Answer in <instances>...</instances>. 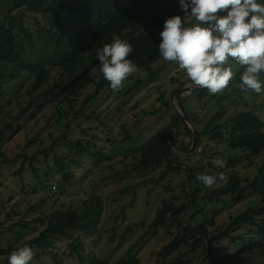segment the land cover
Segmentation results:
<instances>
[{"label":"trees","instance_id":"16d2710c","mask_svg":"<svg viewBox=\"0 0 264 264\" xmlns=\"http://www.w3.org/2000/svg\"><path fill=\"white\" fill-rule=\"evenodd\" d=\"M137 3L138 0H17L11 4L5 17L0 20V81L22 80L23 87L8 104L7 111H11L13 115L8 116V122L0 121V145L6 133L12 132L13 136L21 134L36 122L38 116L53 106L65 103L73 108L76 100L90 86L94 88V93L83 101L80 109L75 111L74 118L91 120L92 116L85 115L84 110L99 95L100 89L106 83L99 71L97 52L105 43L112 42L114 37L128 40L132 44L134 51L129 59L137 64L139 71L152 72V65L163 60L158 46L161 42L159 33L166 18L174 15L183 17L184 13L179 0H173L153 21L142 23L135 9ZM20 9L41 15V19H35L34 28L26 29L23 17L11 12ZM242 71L243 68L236 74L237 87L232 89L233 93H243L238 87ZM182 86L180 84L172 95L178 93ZM4 92L0 90V100ZM188 98L213 100L214 95L200 88L193 89L191 97L186 99H180V95H177L180 113L174 111L169 116L168 123L140 150L134 152L137 157L134 172L144 173L164 164V170L155 179L157 184L162 183L170 174L181 172L189 181L188 186L182 185L187 203L179 206L163 200L149 226L150 230L157 231L168 223L177 232L173 240L160 249L157 257L166 259L174 253L177 255L174 261L164 264H234L244 257L264 256V164L257 166L253 176L243 178L235 172L224 174L225 169L237 163L242 156L240 159L234 158L223 167L214 168L224 174L226 180H218L215 186L205 187L197 180V176L202 173L212 174L200 169L199 174L193 176L196 170L188 166L183 170L172 151L174 147L181 150L178 132L183 130L194 150L202 144L203 139L208 138L214 142L225 143L231 151L239 152L245 160L251 161L264 155L263 123L248 111L239 112L220 122L224 113L218 107L215 115L198 129L200 124L184 107ZM221 102L219 98L217 103ZM163 105L166 110L172 109L169 101ZM97 118L96 115L94 119ZM189 124L193 125L194 132ZM95 141L94 135L91 140H84L67 138V133H64L53 142L52 147L63 146L70 155H55L53 158L54 167L61 177L57 189L71 187L74 180L71 168L77 164L74 156H87L94 164L104 160L103 152H94L97 147ZM2 156L0 152V157ZM27 160L30 169L35 172L33 163L36 158ZM4 161L9 162L6 158ZM24 164H20L16 175L22 176ZM192 181L198 188L191 191ZM247 195L254 196L258 205L231 217L223 228H217L214 220L209 222L215 228L210 231L204 224L194 226L181 219L182 214L188 212L203 215L204 207L208 204L216 206L228 200L239 202ZM38 210L30 223H18L33 234L32 239L25 244L33 249V260L48 256L54 263L62 264L55 253L57 244L62 240H69V247L75 254L72 257L77 256L83 262L79 254L82 243L77 236H92L96 231L101 216L100 200L79 213L71 208L63 209L62 206L51 209L48 213H45L47 211L43 207ZM241 227L255 229L259 239L246 241L237 233ZM223 243H228L232 254L221 255L220 245ZM15 249L10 245L6 248L0 245V257L6 258V264L8 256ZM199 250L201 261L198 258L193 261ZM90 264L108 263L92 260ZM114 264H141V261L131 255Z\"/></svg>","mask_w":264,"mask_h":264},{"label":"rangeland","instance_id":"374dc122","mask_svg":"<svg viewBox=\"0 0 264 264\" xmlns=\"http://www.w3.org/2000/svg\"><path fill=\"white\" fill-rule=\"evenodd\" d=\"M15 1L17 0H0V20ZM172 2L173 0H138L135 9L142 23H145L153 21ZM11 12L23 17L26 29L34 28L35 19H41V15L25 9ZM232 67L236 74L242 68L235 61L232 62ZM21 83L22 80L0 81V90L5 91L0 100V121L8 122V116L13 115L11 111H7L8 104L22 90ZM180 84H183L178 94L180 99L191 97V91L198 89L190 87L188 78L179 70L178 65L161 60L152 65V72L138 71L131 76L120 91H113L106 82L99 95L84 110L85 115L92 116L91 120L83 117L75 120L74 117L83 101L93 95L92 86L82 93L73 108L65 103L58 104L38 116L36 122L21 134L13 136L12 132L6 133L0 145L3 155L0 157V245L3 248L9 245L18 248L32 239L33 234L18 223H30L36 217L38 208L43 207L47 211L45 213H48L51 209L62 206L63 209L71 208L79 213L100 200L101 216L96 231L92 236H77L81 239L79 254L84 261H79L77 256L72 257L74 253L69 247L71 241L62 240L58 242L55 251L62 264H90L92 260L114 264L131 255L138 257L141 264L174 261L177 256L175 253L166 259H159L157 253L173 240L176 230L168 223L157 231L150 230L149 226L163 200L179 206L187 203L182 185L188 186L189 181L181 172L170 174L162 183L157 184L155 179L164 170V164L144 173L134 172L133 167L137 163L134 152L140 150L168 123V118L174 111L180 113L177 97L172 95ZM236 87L234 79L229 88L223 94L214 95L213 100L187 99L184 107L200 124L198 129L221 107L224 115L220 122L239 112L248 111L261 120L264 131V97L254 92L233 93L232 89ZM219 98L221 103H217ZM167 101L172 107L170 110H166L163 105ZM96 115L98 118L94 119ZM189 126L194 132L193 125ZM64 133H67V138L84 140H91L94 135L97 145L94 152H103L104 160L94 164L87 156H74L77 164L71 168L74 174L71 187L57 189L61 177L54 167L53 158L55 155H70L63 146L52 147V144ZM178 142L182 147L181 150L173 148L175 159L183 170L187 166L195 169L193 176L198 175L200 169L212 175L222 174L214 169L220 167L216 163L217 159L226 165L229 160L242 156L237 163L228 166L224 174L235 172L243 178L253 176L257 166L264 164V155L247 161L243 154L231 151L225 143L208 138L203 139L202 144L194 150L183 130L178 132ZM34 157L35 172L26 161ZM5 158L9 162L5 163ZM22 162L25 164L20 177L15 173ZM196 188L198 185L190 182L191 191ZM51 196L53 199H50ZM256 205L258 202L255 197L247 195L239 202L228 200L216 206L208 204L204 207L203 215L188 212L182 214L181 219L194 226L204 224L213 231L215 228L209 224L211 220H214L217 228H223L231 217ZM237 233L246 241L259 239L257 231L250 227H241ZM220 246L221 255L232 254L228 243ZM200 254L199 250L192 258L193 261L198 258L200 262ZM5 259L0 257V264H6ZM32 264L56 263L48 256H42L33 260ZM234 264H264V256L244 257Z\"/></svg>","mask_w":264,"mask_h":264},{"label":"clouds","instance_id":"9594fccd","mask_svg":"<svg viewBox=\"0 0 264 264\" xmlns=\"http://www.w3.org/2000/svg\"><path fill=\"white\" fill-rule=\"evenodd\" d=\"M183 17L166 18L159 33V55L178 65L190 87L223 94L235 79L232 62L243 68L238 87L264 97V0H179ZM223 13V14H222ZM134 49L114 37L97 52L99 71L113 91H120L139 71L129 59ZM216 163L224 165L217 159ZM205 187L225 181L223 174L197 176ZM28 245L13 250L7 264H32Z\"/></svg>","mask_w":264,"mask_h":264},{"label":"water","instance_id":"95a60500","mask_svg":"<svg viewBox=\"0 0 264 264\" xmlns=\"http://www.w3.org/2000/svg\"><path fill=\"white\" fill-rule=\"evenodd\" d=\"M179 92H180V91H179ZM179 92L175 94V97H177V95L179 94Z\"/></svg>","mask_w":264,"mask_h":264}]
</instances>
